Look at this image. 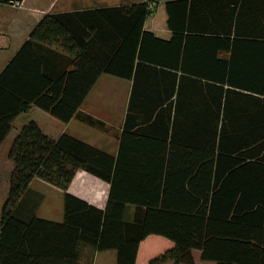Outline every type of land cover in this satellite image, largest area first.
<instances>
[{
	"label": "trees",
	"instance_id": "obj_1",
	"mask_svg": "<svg viewBox=\"0 0 264 264\" xmlns=\"http://www.w3.org/2000/svg\"><path fill=\"white\" fill-rule=\"evenodd\" d=\"M158 2L168 40L143 29ZM98 12L102 24L83 29L46 15L0 73V145L31 108L100 127L76 115L98 78L132 80L115 156L66 133L52 138L34 121L19 129L7 154L0 264H77L81 246L135 264L150 235L173 244L150 264H264V0H147ZM77 171L109 184L104 209L68 194ZM34 179L64 193L60 223L30 215L23 199Z\"/></svg>",
	"mask_w": 264,
	"mask_h": 264
},
{
	"label": "crops",
	"instance_id": "obj_2",
	"mask_svg": "<svg viewBox=\"0 0 264 264\" xmlns=\"http://www.w3.org/2000/svg\"><path fill=\"white\" fill-rule=\"evenodd\" d=\"M146 1L147 0H22L19 8H12L9 5L0 3V73L28 40L32 31L46 15H66L67 18H65V21L69 26L75 29L89 28L88 26L90 25H97L98 28L102 23H100V19L94 17L100 15L98 12L99 10L104 9L110 12V10L114 8L128 7ZM148 9L149 15L144 21L143 29L152 33L159 39L168 40L171 33L166 26L167 15L164 2L149 3ZM100 34H103V31H101ZM47 58L48 61H45L44 65L51 68L53 58L50 56ZM131 87L132 80L120 79L106 74H102L98 78L97 82L78 108L76 115L88 116L92 120L102 124L100 127H89L78 121L77 118H72L68 123L64 124L47 114L40 120L27 118L24 122H36L39 128L52 138L66 133L87 145L115 156L118 150V136L122 131V125L127 113ZM33 109L36 108H31L28 112L19 115L13 122L12 128L18 119L27 117L26 115ZM36 110L40 111L38 109ZM24 124L16 127V130L19 131ZM50 132H53V135ZM4 141L0 145V151ZM9 164H11V162L6 158V174H3V169L0 167V180H4L6 176H8L9 180L11 172ZM35 183L53 187L39 179H34L30 183L28 192L23 199L27 209L30 210V215L34 210V214L37 218L60 223L63 220L64 193L58 188L53 187L59 191L57 207L51 209L48 213L46 212L47 217H45V215L37 213V209L40 206L39 204L45 196L36 189L34 186ZM5 186L8 188V181ZM109 188L110 186L108 183L93 175L84 171H77L68 186L67 192L89 205L98 209H104L108 200ZM128 211L132 212L133 207L129 206ZM23 214H25L23 209L17 210L18 217ZM148 237L138 246L135 264H140V258H142V264H149L153 258L173 246V244L170 243L164 247L165 250L161 249V251H156V253L151 255L148 253V249L145 248ZM150 249L151 248H149V250ZM100 261H104V264H115V251L97 252L88 246H81L80 257L77 264H98ZM199 261L200 260H195V264H200L201 261Z\"/></svg>",
	"mask_w": 264,
	"mask_h": 264
},
{
	"label": "rangeland",
	"instance_id": "obj_3",
	"mask_svg": "<svg viewBox=\"0 0 264 264\" xmlns=\"http://www.w3.org/2000/svg\"><path fill=\"white\" fill-rule=\"evenodd\" d=\"M10 0L9 2L11 3ZM19 2L18 7H12L10 4H6L11 6L12 8H19L21 6V1L17 0ZM1 26V25H0ZM27 117L25 118H20L18 119L15 124L14 127L11 129L7 139L4 141L2 147H1V151H0V167L3 169V174L5 175V169H6V158H7V154H8V150L9 147L12 143V140L14 139V137L16 136V133L18 130H16V127L24 124V120L27 118H33L36 120H40L41 118H44L45 113L37 111L36 109L31 110L27 115ZM53 135V132H50ZM10 166V170H11V164H9ZM8 181V176L5 177L4 180H0V207L7 195V186H5L7 184ZM34 186L36 187V189L38 191H40L42 194H44L45 198L42 200V202L39 204V208L37 209V213L38 214H43L46 216V212H50L51 209H55L57 207V198L59 197V191L56 188L50 187L49 185H44L41 183H35ZM171 242L161 236H157V235H150L146 241V246L145 248L148 249V253L149 254H154L156 253V251H161V249H164L165 246H167L168 244H170ZM145 245V243H144ZM149 248H151L149 250ZM165 250V249H164ZM163 250V251H164ZM200 262V261H199ZM98 264H104V261H100ZM140 264H142V258H140ZM150 264V262H149ZM200 264H213L212 262H203L201 261Z\"/></svg>",
	"mask_w": 264,
	"mask_h": 264
},
{
	"label": "built area",
	"instance_id": "obj_4",
	"mask_svg": "<svg viewBox=\"0 0 264 264\" xmlns=\"http://www.w3.org/2000/svg\"><path fill=\"white\" fill-rule=\"evenodd\" d=\"M9 4H10L12 7H18L19 2H18L17 0H13V1H11V3L9 2Z\"/></svg>",
	"mask_w": 264,
	"mask_h": 264
}]
</instances>
